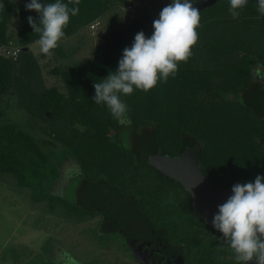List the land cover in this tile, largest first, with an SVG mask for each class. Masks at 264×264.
<instances>
[{
	"label": "trees",
	"instance_id": "trees-1",
	"mask_svg": "<svg viewBox=\"0 0 264 264\" xmlns=\"http://www.w3.org/2000/svg\"><path fill=\"white\" fill-rule=\"evenodd\" d=\"M116 1L131 5L127 0H81L65 37L100 18ZM29 2L0 0V49L7 47L0 52V117L1 98L8 95L35 122L33 133L9 120L0 122V173L28 189L33 202L45 201L52 211L60 208L72 218L100 216L102 232H118L110 223L111 210L91 205L97 189L105 186L131 199L152 228L179 250L183 264L237 263L222 240L214 256L204 249L212 239L199 232L200 225L222 235L195 216L180 184L153 168L149 154L154 147L171 155L193 147L216 191L264 176V18H258L257 3L248 0L239 19L231 17L229 0L200 10L202 26L194 54L186 63L179 62L178 73L167 82L158 81L146 93L134 89L122 95L132 123L121 125L106 106L94 103L93 85L118 68L123 49L131 47L137 32L151 36L163 8L157 2L155 18L136 14L126 24L113 25L97 37L90 58L55 67L53 73L63 82L60 91L43 87L29 48L40 35L28 23L29 16L39 18L35 10L26 9ZM11 44L18 46L14 59L8 53ZM57 144L64 159H73L78 167L72 202L50 191L61 165L53 157ZM121 235L126 249L142 264Z\"/></svg>",
	"mask_w": 264,
	"mask_h": 264
},
{
	"label": "rangeland",
	"instance_id": "rangeland-1",
	"mask_svg": "<svg viewBox=\"0 0 264 264\" xmlns=\"http://www.w3.org/2000/svg\"><path fill=\"white\" fill-rule=\"evenodd\" d=\"M169 1L127 0L131 3L130 13L127 5H119L116 1L113 7L97 18L98 23L93 22V28L89 24L65 37L50 56L40 52L38 40L32 42L29 48L39 65L43 87H56L64 91L61 78L52 71L55 67L71 66L90 58L97 37L110 27L126 24L136 14L155 18L159 12L155 4L158 2L164 8ZM6 49L1 48L0 52L5 53ZM1 108L4 115L0 117V122L6 119L34 132L32 122H35H31L29 115L16 105L15 97L5 95L1 98ZM56 146L59 149H53V157L55 161L61 160V165L50 191L72 202L79 180L75 177L78 167L73 159H64L61 145ZM99 222L100 216L97 215L72 218L66 216L60 208L52 211L45 201L33 202L28 189L18 187L10 175L0 173V264H64V256L70 258L68 264H140L126 249L123 236L118 232H102ZM199 232L204 233L207 239H212L203 247L207 252L213 251L214 256L221 237L212 234L202 225ZM175 235L168 236L180 240ZM211 244L215 250L210 249ZM14 256L17 257L15 260Z\"/></svg>",
	"mask_w": 264,
	"mask_h": 264
},
{
	"label": "clouds",
	"instance_id": "clouds-1",
	"mask_svg": "<svg viewBox=\"0 0 264 264\" xmlns=\"http://www.w3.org/2000/svg\"><path fill=\"white\" fill-rule=\"evenodd\" d=\"M80 2L55 0L41 4L39 0H30L25 5L26 9L39 13L38 20L32 16L27 19L33 32L40 34L37 43L41 53L50 56L52 50L59 47L66 36L64 29L70 17L79 13ZM247 4L248 0H229L231 17L239 19ZM257 12L258 18H264V0H258ZM96 20L90 23L91 28ZM152 26L151 36L147 37L142 30L137 32L131 47L123 49L118 68L93 85L94 103L106 106L121 125L132 123L122 95H131L134 89L146 93L155 88L158 81L167 82L178 73L179 62L186 63L194 54L192 48L199 39L197 29L202 26L200 10L194 6V0H172L160 11ZM9 47L10 55L18 49L12 44ZM232 193L224 203L217 205L212 226L222 233L221 239L233 250L237 264L253 260L264 264V176L257 175L254 182L235 183Z\"/></svg>",
	"mask_w": 264,
	"mask_h": 264
},
{
	"label": "water",
	"instance_id": "water-1",
	"mask_svg": "<svg viewBox=\"0 0 264 264\" xmlns=\"http://www.w3.org/2000/svg\"><path fill=\"white\" fill-rule=\"evenodd\" d=\"M216 1L194 0V6L202 10L214 5ZM253 1L258 3V0ZM46 114L50 116L49 112ZM149 163L168 179L178 182L188 195L195 216L209 228L220 233L212 226L211 220L218 212L217 205L224 203L233 194V185L216 191L199 165L195 149L191 146L178 155H171L154 147L149 154ZM91 205L97 209L111 210L110 223L113 229L127 238L142 263L183 264L179 250L169 245L165 238L152 228L135 208L131 199L118 195L104 186L97 189ZM248 264H256V261L253 260Z\"/></svg>",
	"mask_w": 264,
	"mask_h": 264
},
{
	"label": "flooded vegetation",
	"instance_id": "flooded-vegetation-1",
	"mask_svg": "<svg viewBox=\"0 0 264 264\" xmlns=\"http://www.w3.org/2000/svg\"><path fill=\"white\" fill-rule=\"evenodd\" d=\"M171 2H172V0H170V1H169V4H170ZM162 237H164V236H162ZM164 238H165V237H164ZM165 240H166V239H165ZM169 245H171V246H172V244H169ZM172 247H174V246H172ZM180 256H181V254H180ZM64 258H65V259H64V260H62V261H63V263H64V264H68V263H69V260H70V258H68V257H65V256H64ZM181 260H182V259H181ZM142 264H143V263H142ZM235 264H237V263H235Z\"/></svg>",
	"mask_w": 264,
	"mask_h": 264
},
{
	"label": "built area",
	"instance_id": "built-area-1",
	"mask_svg": "<svg viewBox=\"0 0 264 264\" xmlns=\"http://www.w3.org/2000/svg\"><path fill=\"white\" fill-rule=\"evenodd\" d=\"M127 9L131 10V5H127ZM93 26V25H92ZM17 51L18 49H15L11 52V55L13 56V58H15L17 56Z\"/></svg>",
	"mask_w": 264,
	"mask_h": 264
}]
</instances>
